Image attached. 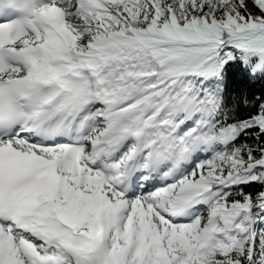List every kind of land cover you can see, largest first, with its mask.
<instances>
[{
	"label": "snow or ice",
	"instance_id": "1",
	"mask_svg": "<svg viewBox=\"0 0 264 264\" xmlns=\"http://www.w3.org/2000/svg\"><path fill=\"white\" fill-rule=\"evenodd\" d=\"M0 264H264V0H0Z\"/></svg>",
	"mask_w": 264,
	"mask_h": 264
}]
</instances>
